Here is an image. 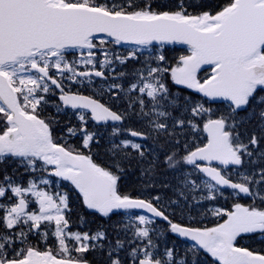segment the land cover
Listing matches in <instances>:
<instances>
[{
  "label": "snow or ice",
  "instance_id": "snow-or-ice-1",
  "mask_svg": "<svg viewBox=\"0 0 264 264\" xmlns=\"http://www.w3.org/2000/svg\"><path fill=\"white\" fill-rule=\"evenodd\" d=\"M0 264H264V0H0Z\"/></svg>",
  "mask_w": 264,
  "mask_h": 264
}]
</instances>
